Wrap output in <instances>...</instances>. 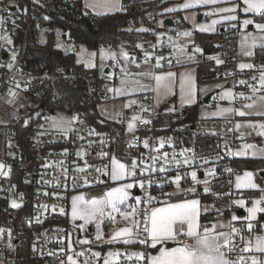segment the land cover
I'll use <instances>...</instances> for the list:
<instances>
[{"label":"built area","instance_id":"built-area-1","mask_svg":"<svg viewBox=\"0 0 264 264\" xmlns=\"http://www.w3.org/2000/svg\"><path fill=\"white\" fill-rule=\"evenodd\" d=\"M76 1L0 0V108H7V114L13 112L17 117L6 126L24 119L23 126L30 127L25 136L26 150H21L13 136L4 144L7 150L2 160L0 202L8 204V219L0 223V264H105L95 255L97 246L82 243L76 226L62 221L70 217V196L105 184L117 157L128 168L135 165L138 195L134 198L140 201L136 203L141 234L138 240L147 236L143 231L146 212L177 191L192 192L202 200L205 217L227 219L231 232L232 228L239 229L228 246L232 250L222 251L230 261L247 264L245 249L254 238L264 236V219H232L240 214L233 178L240 172L236 163L241 135L234 125L220 119L187 121L182 110L170 116L168 106L157 105L152 88L136 96L129 106L128 114L137 116L133 128L119 120L115 121L120 125L119 133L102 130L84 112L69 108L73 95L66 86L81 89V100L91 106L111 103L114 97L124 98L120 93L125 87L123 77L115 64L108 62L104 70L94 74L77 67L47 66L34 58L31 35L40 34L41 29L49 31L54 21L74 13ZM126 3L140 4V0ZM160 18L156 14L150 23L133 22L131 27L138 47L131 50L128 63L147 67L154 75L178 67L177 43L189 29L182 19L166 26ZM66 36V47L79 53L77 44ZM217 44L223 48L224 62L215 72L223 81L231 82L234 105L246 109L260 90L258 68L264 63L254 62L253 69L243 72L238 67L233 35L221 37ZM151 85L155 87V80ZM12 93L21 100L15 101ZM219 100V95L214 97V102ZM58 112L70 120L50 119ZM193 172L195 179L190 176ZM229 184L231 188L226 190ZM252 202V197L247 200L248 205ZM104 223L109 226L111 220L106 218ZM249 223L253 225L251 231ZM117 251L118 246H114V253ZM141 253L147 257L146 251ZM129 254L125 250L120 258L109 262L149 264L147 258Z\"/></svg>","mask_w":264,"mask_h":264},{"label":"crops","instance_id":"crops-1","mask_svg":"<svg viewBox=\"0 0 264 264\" xmlns=\"http://www.w3.org/2000/svg\"><path fill=\"white\" fill-rule=\"evenodd\" d=\"M125 1L127 2V0H82V4L84 5V8L88 12H91L94 15L95 14L110 15L122 11L126 6ZM157 2L160 6L161 5L164 6L163 15L160 16L162 25L163 24L166 25V22L169 21L170 19L172 20L182 19L186 21L187 17H189L188 15L191 16L194 15L195 17H197V19H199L200 14L203 16V20L207 19L208 17L210 18V20L211 18L214 19L215 17H219L221 19V22H219L218 26L216 27V30L218 31L222 26L231 25L233 28L238 30L237 31L238 32L237 54L239 60L238 67L243 72L253 69V65L255 62L253 56L255 51L257 49L264 48V30H260L256 27L257 24H264V16H261L260 13L254 11H247V12L244 11V9L247 7V5L244 3V0H216L215 3H204L203 0H157ZM185 4H191L192 6L185 8L184 7ZM226 8H234L235 11H231V12L222 11V9H226ZM231 16H235L236 19L226 20L228 17ZM246 20H250L252 21V23L246 25L245 24ZM187 24L189 26L188 22ZM207 33L212 34L211 32H207ZM181 42H178L177 45H180ZM188 53L191 55L192 50L189 49ZM200 60H201V56L197 61L192 62V64L195 65L196 76H197V66L200 63ZM177 62L179 64L176 69L180 67V61L178 60V58H177ZM241 65H245L246 67L241 68ZM247 65H251V67H247ZM190 70L192 69L187 68L185 72L187 73ZM258 74L260 75V80H261V76L264 75V66L259 68ZM123 82H124V78H123ZM197 82H198V78H197ZM195 85H196L195 82L193 81L187 82L185 79L183 84L184 86L183 89L186 90L190 89L191 92H193L195 89ZM227 87L230 88L229 89L231 91L230 95H227L228 92H225V90L223 89L222 90L217 89L216 93L209 96L210 98L209 97L205 98L204 100L205 105L209 107L211 106L212 108L210 110H203L202 114H204V117L207 120L220 119V120H225L231 123L232 125H234L237 132L241 135V146L238 151L239 162L249 159L261 162V165L258 167V170H240V172L237 173L233 178L234 180L233 190L239 194V197L236 202L239 207L240 214L238 215L236 220L251 222L247 220V217L249 215L247 211L248 208L253 207L256 201H260L261 203L259 206L262 207V204L264 202V179L261 178L259 175L260 172H264V135H260L261 132H264V129L259 127V125L264 124V115L256 114L258 110V106L261 103H264V101H261V97H264V85H262L261 83L259 87L260 89L259 92H257L254 95L252 101L249 103V104L255 103L257 107L254 108L247 107L246 109H240L236 105H234V94H235L234 90L230 86ZM120 93H122L123 95L125 94L122 91ZM217 95L220 96V100L218 102H214V97ZM191 96L187 95L185 99L181 100V102L185 106L183 110L188 108V106L195 105L199 101L200 95L199 97L195 95V91L193 92V97ZM158 98L159 96L157 95V100ZM167 103L168 102L166 101V102H161V104L157 103V105L169 106V104ZM241 111H243L246 114L244 116L239 115L238 113ZM246 173H249L250 177H246L245 176ZM108 176L109 177L107 182H105V186L116 184L115 185L116 187H121L124 184L129 183L125 180V175L124 178L120 180H113L111 178L110 173L108 174ZM130 183L133 184V188L127 189L126 191L129 193L128 198L122 204L119 203L117 204L119 211L113 212L114 215H112V218H114V220L108 217V219L111 220L109 226H105L104 222L100 224L98 217L90 220L87 223L83 219H81V225L78 220L77 221L75 220V222L78 223L76 224V228H77L76 230H78L77 235L79 239H81L82 243L84 244L87 243L95 244V246H97L96 253H99V256L97 255L96 256L99 259L115 261L122 256L123 252L126 249L130 252V255L137 252L135 250L134 252L133 249L137 248L136 245L138 243L136 242L138 241L137 239L138 235H135L130 238L134 241L132 243L123 242L124 239H129L128 237H120L117 238V240L115 241L109 242L110 238L119 229L129 227L133 229L134 233L138 232V229L132 223L133 220L138 222V213L136 206L137 201L136 198H134V196L136 195V190H135V184L132 182ZM238 184L240 185V187H237ZM251 185H255V187H252ZM93 195L94 194L92 192L90 194L88 193V196L89 197L91 196V198H93L92 197ZM82 196H85V193ZM183 196L184 198L187 197L188 199H181V197ZM251 197L254 198V202L248 205L247 200L250 199ZM175 199L177 200L168 203H178V202H184L186 200L199 201L198 223L202 227L198 231H200L202 234L203 227L212 228V226L215 225V232L227 233L230 237V242H231V239L234 236L235 232L230 231L229 221L224 218L221 219L215 218L212 221L207 220L205 222L203 220L205 211L203 208L202 200L197 198V196H195L194 193L177 191L173 196V200ZM241 201H243L242 205L240 203ZM165 204H161L160 206H164ZM160 206H156V207H160ZM133 211H135V215H129L127 220L124 219V217L121 215V213H132ZM260 219H264V213L258 212L256 214V220H260ZM102 227H104L105 231H103ZM97 235H101L102 238L99 240L96 239ZM179 239H186L187 242L185 244H190L193 242L191 238L185 235H180L177 237L175 241L169 240L166 244L163 245V247H167L169 249L175 248L178 245H180V242H178ZM256 240L257 239L254 238L251 245L248 246V248L251 250L247 251L244 257V260L247 262V264H253V260L258 261L259 264H264V252H259L256 250ZM84 241L87 242L85 243ZM122 243H124L127 247H130V249H128L127 247L124 248L120 246L122 245ZM114 246H118L117 253H114ZM160 247L161 245H157V247L154 249L149 245L144 244V248L148 249L147 257L157 255ZM109 253H113L114 255L110 256ZM226 258L228 259L227 256Z\"/></svg>","mask_w":264,"mask_h":264},{"label":"trees","instance_id":"trees-1","mask_svg":"<svg viewBox=\"0 0 264 264\" xmlns=\"http://www.w3.org/2000/svg\"><path fill=\"white\" fill-rule=\"evenodd\" d=\"M75 5H77V10L72 14H67L65 18L58 19V21H54L52 23V28L49 31H46V42H40L39 33L32 36V46L31 53L34 58L38 62H43L47 66H64V67H77L79 69H86L92 71L94 74L99 72V69H87L82 65H78L76 62V54L75 53H65L63 50L57 48L56 40L57 35L55 30H61L63 39L64 36L68 35L69 38L76 43L77 45H84L87 49L92 51H99L101 48H108L111 46H117L121 42H124L126 35L135 34L132 30L133 22H144L150 23L152 18H155V15L158 16L163 15V5H159L157 0H140V4L133 3L131 5L127 4L125 8L117 13H113L110 15H94L91 12H88L84 5L82 4V0H77ZM231 26V25H230ZM230 26H222L219 31L215 34H210L206 32H197L195 34L194 42L196 45L200 46L202 49L201 60L197 66V78L198 84L201 85L204 82H212L217 81V79H221L215 72L218 66H223V56L222 53L223 48H221L217 43L221 37H225L229 35H233V39L235 41V49L237 50V36L238 30L227 29ZM134 49V48H133ZM253 59L257 63H264V48L257 49L254 53ZM219 61V62H218ZM259 69V68H258ZM228 86L232 87L231 82L224 81ZM69 91L72 90V95L70 97L71 106L69 108L74 112L85 113L97 127L102 130L110 131L111 133H119L120 125L113 122H101L100 121V112H99V103L95 105H88L84 101L81 100L80 90L75 86H66ZM259 92V91H258ZM256 94V93H255ZM254 94V95H255ZM253 95V97H254ZM252 97V99H253ZM73 99V100H72ZM251 99V101H252ZM67 108V107H66ZM200 106L193 105L188 106V108L182 110L186 113L187 121H197L200 120L198 118V114L200 111ZM180 109L173 110L170 116L177 114ZM170 120V119H169ZM23 123V124H22ZM25 124L24 119L20 120L15 125L5 126L4 130L1 129L0 135V147L3 152L0 154V160H3V156L6 153V147L4 146V140H8L9 137L13 136L19 142L21 150L24 151L27 148V143L25 141L26 134L30 131V127L23 126ZM2 145L4 146L2 148ZM236 165L240 170H258V167L261 165V162L255 160H245V161H237ZM230 184L227 185L226 190L230 189ZM176 193V192H175ZM173 194L166 201L162 202V204L176 201L173 200ZM248 195V194H247ZM180 199V198H178ZM181 199H188L187 197H181ZM8 204L6 202H0V223L6 221L7 217ZM138 213V211H137ZM139 215V213H138ZM215 217H205L203 220L206 222L207 220L212 221ZM64 224L69 225V218H65L62 221ZM139 222V219H138ZM75 226V225H74ZM139 230V229H138ZM147 234V233H146ZM138 237H141V234L138 232ZM139 241V240H138ZM136 246V249L133 251H137L136 253H141L142 250L148 252L147 248H144V244L139 242ZM141 244V245H140ZM118 245V244H117ZM140 245V246H138ZM124 248L127 246L122 243L120 245ZM119 246V247H120ZM121 247V248H122ZM139 247V248H138ZM130 249V247H127ZM127 250V249H126ZM132 251V252H133ZM134 251V252H135ZM130 253V252H129ZM135 254V253H133ZM130 255L129 257L136 256ZM128 256V255H127ZM120 258V257H119Z\"/></svg>","mask_w":264,"mask_h":264},{"label":"snow or ice","instance_id":"snow-or-ice-1","mask_svg":"<svg viewBox=\"0 0 264 264\" xmlns=\"http://www.w3.org/2000/svg\"><path fill=\"white\" fill-rule=\"evenodd\" d=\"M204 3H215L216 0H203ZM244 3L247 7L244 11H254L262 14L264 16V0H244ZM191 4H185L184 7H191ZM171 11V10H170ZM222 11L231 12L235 11L234 8L222 9ZM228 19H236L235 16L228 17ZM252 21L246 20L245 24H250ZM256 27L260 30H264V24H257ZM184 35H190V33H184ZM196 51H200L199 48ZM251 54V53H249ZM219 62V61H218ZM246 67L241 65V68ZM251 67V65H247ZM168 77H172L173 73L169 72ZM166 77L156 76L155 80L159 86ZM241 83H244L241 81ZM261 83L264 85V75L261 76ZM15 95V93H12ZM227 95H230L228 93ZM261 101H264V97H261ZM246 107L254 108L257 107L255 103L248 104ZM241 116H244L246 113L243 111L238 113ZM258 115H264V103H261L258 106L256 112ZM148 123V121H145ZM239 126V125H238ZM132 125H129L131 128ZM260 128L264 129V124L259 125ZM260 135H264V132H261ZM114 168L111 173V178L113 180H120L124 178L125 166L116 161H113ZM135 167V165H133ZM164 171V169H161ZM132 175V173H128ZM246 177H250L249 173L245 174ZM193 179L196 177V173H192ZM179 183V177H177V184ZM143 187V183L140 185ZM255 187V185H251ZM237 187H240L238 184ZM133 188V184L128 183L124 184L121 187L112 188L109 192L106 193L104 198L101 199H91L85 200L83 196L73 197L72 201V216L74 219L80 218L83 219L86 223L92 219L97 218L98 216H103L106 207H111L112 211H119L117 204H122L127 198L129 193L127 189ZM191 191V190H190ZM207 191V189H205ZM137 203H140L137 199ZM241 205L243 201L240 202ZM260 201H256L253 207L248 208V217L247 220L253 221L256 220V214L264 213V207H260ZM199 201L197 200H186L184 202L178 203H166L164 206L153 207L150 210V213L146 212V218L143 221L144 227L143 231L147 233V236L143 240L138 242L141 244L149 245L152 248H156L157 245H161L158 250V254L151 257H146L144 253H135L137 259H149V264H237L236 261H230L226 258V254L222 251V248H228L230 244V237L227 233H216L215 225L212 228L203 227V233L201 234L198 231L202 226L198 223V210ZM13 207H18V205L13 204ZM111 216V214L109 213ZM124 219H128L129 215H135V211L132 213H121ZM114 220V218H112ZM233 220H236L237 217L233 216ZM133 225L139 229L140 222L135 220L132 221ZM248 230L251 231L253 225L249 223L247 225ZM239 229L232 228V232H238ZM138 235V232H133L132 228L125 227L119 229L114 233L110 238L109 242L117 240L120 237H128L129 239H124V243L134 242L131 237ZM185 235L192 239L190 244H180L175 248L163 247L169 240L175 241L178 236ZM101 235H97L96 239H101ZM85 243L87 241H84ZM231 251V248H228ZM251 249L246 248L245 251ZM256 250L259 252H264V236H258L256 240ZM95 255L99 256V253ZM109 255H114L109 253ZM118 255V254H115ZM69 261H72V258H68ZM72 264H75V261H72ZM105 264H110L108 260H105ZM253 264H259L258 261L253 260Z\"/></svg>","mask_w":264,"mask_h":264},{"label":"rangeland","instance_id":"rangeland-1","mask_svg":"<svg viewBox=\"0 0 264 264\" xmlns=\"http://www.w3.org/2000/svg\"><path fill=\"white\" fill-rule=\"evenodd\" d=\"M126 3V1H125ZM127 5V3H126ZM186 21L189 23V29L186 33H190V35H186L183 40H180V45H177V58L180 61V67L178 69H172V71L164 72L160 71L157 72V74H152L151 71L147 67H135L128 63V59L130 56L131 50L134 48L136 49L138 47V38L134 34H128L126 35L125 39L123 40L126 43L121 42L117 46H111L108 48H101L99 51H92L90 49H87L84 45H76L75 47H78L80 50L79 53H76V62L78 65H82L83 67L87 69H99L104 70L107 66L108 62H113L115 64V69L118 71V73L124 78V88L121 90L124 94V98L120 97H114V100L111 103H101L98 107L100 112V121L101 122H113V121H123L124 123H130L132 125L131 128L135 125V121L137 119V116L135 114H128L129 106L132 102H134L136 96L142 94V92L154 89L156 92V96L158 95L159 98L157 100L158 104H161V102H168L169 109L171 111L180 109L183 110L185 106L181 102V100L185 99L188 96L193 97V92L195 91V95L199 97V101L195 104L200 106V111L198 114V118L200 120L205 119L204 114H202L203 110H210L212 107L205 105L204 100L205 98L209 97L210 95L214 94L218 90H225V92L230 93L231 91L228 88L227 83L223 80L217 79V81L212 82H204L201 85L197 82V76H196V69L195 65L192 64V62H195L199 59V57L202 54V49L200 46L196 45L194 42L195 34L197 32H211L212 34L215 33L216 27L218 26L219 22H221V19L219 17H215L214 19L211 18L210 21L207 19H204L201 22H198L199 20L194 15H188ZM207 18V17H206ZM226 20H232V19H226ZM224 21V20H223ZM238 25V24H237ZM47 31V30H46ZM45 30H40V42H46V33ZM57 35L56 40V46L57 48L63 50L65 53L67 51L73 52L71 48L66 47V44L63 39V35L61 30H55ZM199 48L200 51H196V49ZM192 50V54L190 55L188 53V50ZM187 68H191L189 72H185ZM132 71V72H130ZM171 72L173 73L172 77H168L167 74ZM130 73V74H129ZM129 74V75H128ZM156 76H164L166 79L161 82V84L158 86L157 81L155 80ZM186 79L187 82H195V89L193 92H191L190 89H183L184 80ZM190 79V81H189ZM155 80V87H152L151 81ZM227 85V86H226ZM224 92V91H223ZM15 101L21 100V96L18 94L15 95L14 98ZM160 106V105H159ZM8 110L7 108H0V135H1V129L4 130L5 126L8 124L9 121L17 119L15 114L13 112H10L7 114ZM50 119L60 120L68 122L70 120V117L64 115L61 112H58L56 116L50 117ZM6 140H4L3 144H5ZM1 143V142H0ZM4 146L2 145V148ZM3 152L1 151L0 147V154ZM114 161L123 164L125 166V180L127 182L135 183V175H136V169L134 167L128 168L126 162L119 157L115 159ZM123 161V162H122ZM114 168V164L112 162L111 164V171ZM4 173V165L3 161L0 160V175ZM128 173H132V175H128ZM109 174V173H108ZM192 177V173L190 174ZM193 178V177H192ZM116 185V184H115ZM115 185H108L105 186V184L100 185L98 187H92L89 189H86L83 192L74 193L70 196V217L69 221L71 224L75 225L78 224L75 222V220L80 222L81 225V219L76 218L74 219L72 216V201L73 197L76 196H82L85 193V200H91V199H101L104 198L106 193L109 192L112 188H116ZM115 186V187H114ZM93 193L94 195L88 196V193ZM76 194V195H75ZM80 194V195H79ZM114 211H112L111 207H106L104 211L103 216H98L100 224L104 222L106 218H112V215ZM111 214V216L109 215ZM238 217V215L236 216ZM103 231H105L104 227H102ZM114 261V260H113Z\"/></svg>","mask_w":264,"mask_h":264},{"label":"water","instance_id":"water-1","mask_svg":"<svg viewBox=\"0 0 264 264\" xmlns=\"http://www.w3.org/2000/svg\"><path fill=\"white\" fill-rule=\"evenodd\" d=\"M198 20H199V22L203 20V16H202L201 14H200ZM168 24H169V25H168ZM172 24H173V20H172V19H170L169 21L166 22V25H168V26H170V25H172ZM66 37H67V36H66ZM66 37H65L64 39H66ZM209 98H210V97H209ZM205 102H207V101H205ZM259 175H260L261 178L264 179V172H260ZM136 195H138V193H136Z\"/></svg>","mask_w":264,"mask_h":264},{"label":"bare ground","instance_id":"bare-ground-1","mask_svg":"<svg viewBox=\"0 0 264 264\" xmlns=\"http://www.w3.org/2000/svg\"><path fill=\"white\" fill-rule=\"evenodd\" d=\"M23 124V123H22ZM1 139V138H0ZM9 139V138H8ZM123 162V161H122ZM109 177V176H108Z\"/></svg>","mask_w":264,"mask_h":264}]
</instances>
